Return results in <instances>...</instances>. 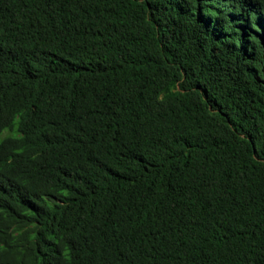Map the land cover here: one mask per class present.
<instances>
[{"label": "trees", "instance_id": "obj_1", "mask_svg": "<svg viewBox=\"0 0 264 264\" xmlns=\"http://www.w3.org/2000/svg\"><path fill=\"white\" fill-rule=\"evenodd\" d=\"M0 264H264V0H0Z\"/></svg>", "mask_w": 264, "mask_h": 264}]
</instances>
